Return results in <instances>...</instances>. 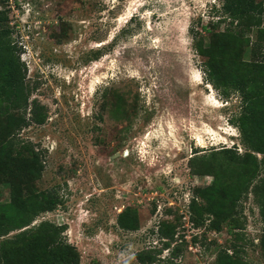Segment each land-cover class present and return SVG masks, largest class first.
<instances>
[{"label": "rangeland", "instance_id": "rangeland-1", "mask_svg": "<svg viewBox=\"0 0 264 264\" xmlns=\"http://www.w3.org/2000/svg\"><path fill=\"white\" fill-rule=\"evenodd\" d=\"M221 6L222 0H0L22 50L30 100L48 110L44 124L20 134L44 164L27 192L54 190L62 200L31 226L66 224L80 264H141L139 251L163 248L161 229L174 236L162 262L175 247L174 264H215L227 248L248 264H264L256 198L264 153L247 145L239 127L242 94L208 83L206 58L191 33L208 44L214 32L231 27ZM260 18L259 26L239 29L250 40L236 58L240 70L264 62V7ZM223 148H236L237 156ZM220 165L226 189L235 191L247 177L253 182L238 202L242 213L216 230L205 209L220 194L211 191L217 176L206 170ZM10 193L0 178V202ZM134 215L138 229L122 228L121 220Z\"/></svg>", "mask_w": 264, "mask_h": 264}, {"label": "trees", "instance_id": "trees-1", "mask_svg": "<svg viewBox=\"0 0 264 264\" xmlns=\"http://www.w3.org/2000/svg\"><path fill=\"white\" fill-rule=\"evenodd\" d=\"M263 7L264 0H222L221 11L231 18V27L223 32H214L208 44L198 31L191 28L196 52L206 58L208 83L215 88L224 85L242 94L243 111L238 124L245 142L256 153H264V62L252 63L248 70L243 71L239 69L236 58L243 54L245 41H250L246 40L247 31L239 29L259 26ZM13 34L8 11L0 9V117L5 118L0 119V178L11 185L10 199L0 202V264H80L77 246L70 243L65 235L66 224L42 220L31 226L40 214L53 211L62 200L54 190L27 192L33 181L41 179L44 164L40 150L32 142L23 141L20 134L24 127L33 123L44 124L48 110L36 98L30 100L32 91L27 84V67ZM213 38L220 39V42L216 43ZM257 67L260 70L253 74L252 68ZM235 149L223 148L221 151L235 158ZM249 155L258 171L256 155ZM220 166L213 171L206 170L217 176L211 191L219 192L220 198L216 201L211 199L205 209L213 215L210 227L216 230L220 229V222L242 213L238 202L253 182L247 177L235 191L226 189L228 173ZM256 198L264 221V176L257 181ZM198 207L195 200L190 203L192 212L196 213ZM138 225L136 215L132 219L121 220L124 229L135 230ZM15 231L18 232L14 236H9ZM160 234L166 239L163 248L139 251L136 254L139 263L174 264L175 247L166 261L162 262L159 256L163 249L171 247L174 236L166 234L163 229ZM215 264L248 263L224 248L218 252Z\"/></svg>", "mask_w": 264, "mask_h": 264}]
</instances>
